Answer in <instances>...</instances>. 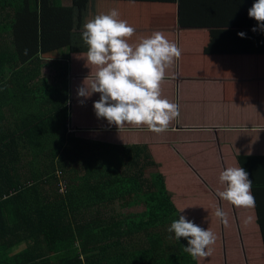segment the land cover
Instances as JSON below:
<instances>
[{
  "label": "trees",
  "instance_id": "1",
  "mask_svg": "<svg viewBox=\"0 0 264 264\" xmlns=\"http://www.w3.org/2000/svg\"><path fill=\"white\" fill-rule=\"evenodd\" d=\"M72 1L0 0V264H198L168 231L181 213L163 174H147L148 147L76 124L59 54L84 45L90 6Z\"/></svg>",
  "mask_w": 264,
  "mask_h": 264
},
{
  "label": "crops",
  "instance_id": "2",
  "mask_svg": "<svg viewBox=\"0 0 264 264\" xmlns=\"http://www.w3.org/2000/svg\"><path fill=\"white\" fill-rule=\"evenodd\" d=\"M254 2L77 1L81 8L90 6L85 23L115 8L135 29L130 44L160 31L181 50L162 83L163 97L177 105L179 116L162 133L128 124L120 130L105 118H98L94 102L100 99V93L87 99L77 94L79 87L91 83L97 71L87 63L88 46L84 42L76 51L59 54L70 62L68 96L74 104L76 124L84 132L95 131L89 135L100 142L147 146L181 215L190 221L204 215L205 229L217 233L218 255L225 258L226 254L229 263L234 257L240 258L242 264H251L255 254L264 259L256 207L258 199L264 215V29L249 17ZM62 4L75 5L72 0H63ZM29 102L35 103L33 95ZM228 167H242L248 172L253 207H236L218 196V191L226 188L219 180L220 173ZM217 209L227 214V224L217 217ZM249 237L254 242L259 239L261 248L247 247Z\"/></svg>",
  "mask_w": 264,
  "mask_h": 264
},
{
  "label": "clouds",
  "instance_id": "3",
  "mask_svg": "<svg viewBox=\"0 0 264 264\" xmlns=\"http://www.w3.org/2000/svg\"><path fill=\"white\" fill-rule=\"evenodd\" d=\"M248 14L264 29V0H255ZM256 30L254 27L253 31ZM134 33L135 29L120 18L115 8L96 15L82 26L81 36L88 46L86 60L97 71L91 83L79 87L77 94L87 99L93 93H100V99L94 102L97 117L105 118L120 130L128 124L162 133L179 116L177 105L163 97L162 83L166 70L180 58L181 50L160 31L135 45L130 44ZM219 180L226 185L217 193L221 199L236 207L255 205L252 180L244 168L228 167L220 173ZM216 215L227 224L223 210L217 209ZM168 231L174 232L177 240L188 238L184 251L194 260L212 254L216 235L210 229L205 230L181 215Z\"/></svg>",
  "mask_w": 264,
  "mask_h": 264
},
{
  "label": "rangeland",
  "instance_id": "4",
  "mask_svg": "<svg viewBox=\"0 0 264 264\" xmlns=\"http://www.w3.org/2000/svg\"><path fill=\"white\" fill-rule=\"evenodd\" d=\"M46 70H47V72L50 75H54L55 74V72H53L51 69H46ZM44 74L46 75V71H44ZM65 94H66V92H65ZM160 170L161 169L158 168L157 163H156V166H151V167H148L146 169L147 174H149V172H152V171H160ZM141 209H143V208L142 207H140V208H132L130 210L138 212V210L140 211ZM190 214H191V212H190ZM230 215L233 218V213H231ZM192 221L195 224L199 225L201 228L205 229V227H204V225H205V216L204 215L194 216V219ZM205 230H207V229H205ZM212 232L215 233L216 241H217L218 240L217 233L215 231H212ZM248 240L250 241V243H249V245L247 247L252 246V248H254V249L261 248V245L257 244L259 239L256 242H254V241H252V237H249ZM211 247L213 248L212 254L210 256L197 259L198 260V264H242V260L240 258L238 259L237 257H234L232 259V262L229 263L228 258H226V254H224L225 258H223L221 255H218L219 246H218V244H216V242ZM248 254H249L250 261H251L250 253L248 252ZM263 263H264V259H263L262 255L261 254H255V259H254L253 262H251V264H263ZM243 264H245V263H243Z\"/></svg>",
  "mask_w": 264,
  "mask_h": 264
}]
</instances>
